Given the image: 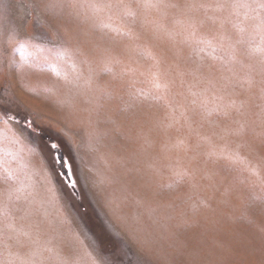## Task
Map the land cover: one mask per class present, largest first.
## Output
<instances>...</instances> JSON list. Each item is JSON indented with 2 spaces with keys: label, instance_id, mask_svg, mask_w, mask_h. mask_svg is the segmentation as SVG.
<instances>
[{
  "label": "rangeland",
  "instance_id": "374dc122",
  "mask_svg": "<svg viewBox=\"0 0 264 264\" xmlns=\"http://www.w3.org/2000/svg\"><path fill=\"white\" fill-rule=\"evenodd\" d=\"M24 2L0 0V260L90 264L134 231L152 264H264V124L236 111L261 102L259 76L237 65L222 87L233 50L258 67L246 10L197 13L193 30V0Z\"/></svg>",
  "mask_w": 264,
  "mask_h": 264
},
{
  "label": "snow or ice",
  "instance_id": "6c2138e0",
  "mask_svg": "<svg viewBox=\"0 0 264 264\" xmlns=\"http://www.w3.org/2000/svg\"><path fill=\"white\" fill-rule=\"evenodd\" d=\"M68 6L70 8H77L82 7V5H79L77 3V0H68ZM160 0H142V3L140 7H142L145 10H149L152 8H160ZM166 7H172V8H180L181 5L179 4H171V5H165ZM22 9H34L37 7L35 3H25L24 0H22L21 3ZM90 7L93 8H99L104 7L107 8L109 11L113 9H120L122 7H127L123 4V0H108V2L104 5H90ZM187 12L190 13L189 16V27H191L193 30H195L199 25L204 23V20H199L197 17V13H207L208 10L214 9L217 11L227 12L228 16H233L237 14V10L244 9L246 10L243 13V19L240 20L239 17V23L244 24L247 21L253 22L254 25H256L261 33V45L257 49L260 53V59L258 62V67H253L251 65H244L242 61H239L236 58L235 51L233 50L231 52L232 56V62L229 63L227 67V71L231 73L230 76H223L222 79L225 81V83L222 85L224 88L228 87H235L234 84V78L238 75L237 73V65H239L241 68L248 67L250 71L255 72L259 76V99L260 103L255 104L252 102H249L247 109H245L244 105L241 104L240 107L236 108V111L239 115L247 116L248 113L253 112V109H258V113H254V115L257 116V119L260 121L261 124H264V0H207V2H196V0H193L192 3L186 4L183 6ZM25 15H27V12H25ZM133 17L137 15V13L131 14ZM205 19H211L213 22H215L214 17H208L205 15ZM104 27H107V25H103ZM241 34L245 31L243 27L240 29ZM14 35H18V33H15ZM41 39L47 38L46 36H41ZM33 38H25L22 40H18L16 42V46L13 47L12 51L13 53L19 52L21 61L24 63H27V58L25 55V49L32 43ZM237 44L241 43V41H237ZM39 47V45H37ZM78 53V50H67L65 49L64 55H76ZM13 63H15L13 61ZM53 71H57L55 68H53ZM57 74L59 72L57 71ZM161 73L159 72V69L157 70L156 76L159 78ZM256 81L254 79L249 80L250 87L255 84ZM157 87L160 85L157 84ZM11 101L8 99L0 100V108H4L5 105L10 104ZM5 111H7V108H5ZM12 117H10L11 119ZM251 123L254 125L256 123L255 120L251 121ZM29 127H31V124H29ZM245 132V126L241 124V127L235 130V133L237 135H243ZM53 148H56L57 145L53 144ZM62 167L67 168V172L63 174H59L62 176H67L68 178V185L71 188H75L76 184L78 183V179L73 178V171L71 168V165H67L66 162L61 164ZM8 227H12L11 225H8ZM147 238H140L134 231H126L123 235L116 234V236L113 238V251L110 253L108 257H105L103 260H97L95 257L91 256V253H87L86 255L90 258V264H152V262L149 259L145 258V254L147 251V245H148ZM0 264H17L14 260H0ZM19 264H45L44 260L41 258L38 262L36 260L28 259V260H19ZM56 264H70L69 261L57 258ZM74 264V262H73ZM80 264H88V261H81Z\"/></svg>",
  "mask_w": 264,
  "mask_h": 264
}]
</instances>
